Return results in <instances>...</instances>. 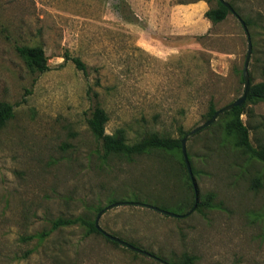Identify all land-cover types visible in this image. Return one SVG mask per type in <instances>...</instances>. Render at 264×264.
Here are the masks:
<instances>
[{
	"label": "rangeland",
	"instance_id": "1",
	"mask_svg": "<svg viewBox=\"0 0 264 264\" xmlns=\"http://www.w3.org/2000/svg\"><path fill=\"white\" fill-rule=\"evenodd\" d=\"M224 1L251 21L249 83H260L264 0ZM212 7L215 0H0V103L14 111L0 129V264H161L82 223L40 244L20 240L58 218L94 222L115 204L101 229L168 264L186 255L192 264H264V164L203 129L186 148L206 158L195 182L199 200L212 193V208L169 217L129 204L187 213L167 160L104 158L86 125L99 106L107 134L122 128L130 143L176 137L205 123L211 100L218 110L241 97L247 37L232 13L211 24L204 13ZM22 45L41 46L49 69L29 71L16 53ZM246 111L252 145H264V102Z\"/></svg>",
	"mask_w": 264,
	"mask_h": 264
},
{
	"label": "trees",
	"instance_id": "2",
	"mask_svg": "<svg viewBox=\"0 0 264 264\" xmlns=\"http://www.w3.org/2000/svg\"><path fill=\"white\" fill-rule=\"evenodd\" d=\"M215 2L216 7H212L204 13V17L211 24L222 22L230 13L229 10L225 8L218 0H215ZM178 4H183V2L179 1ZM229 5L235 11L236 15L239 16L236 8L231 3H229ZM241 19L244 21L247 28L251 26V21L249 19ZM16 53L24 61L28 70L33 73H43L49 69L44 50L39 45L17 46ZM71 61L74 63L78 70H85V66L78 58H71ZM260 74L263 81L254 85L249 83L247 97L244 105L241 107H234L231 110L220 114L211 125L205 128V130H211V132L212 130H216L219 136H222L223 141H231L235 149L241 152L249 160L264 164V145H252L249 137V129L242 121V116L247 113V104H257L260 102H264V60L261 64ZM241 81L243 82L242 75ZM216 110L217 109L211 100L209 102L207 112L204 116L205 122H207L214 115ZM13 115L14 111L12 105L1 102L0 129H2L5 124L13 118ZM107 122L108 114L103 108L99 106H96L92 110L86 120V125L90 134L93 136L96 142L100 144L103 150V157L129 162L134 157L147 154L162 156V158H164L168 162V173L182 182V187L184 188V197L179 205L180 207L189 206V210L187 211V213H189L194 205V191L181 151V140L189 131H184L180 128L178 136L176 137L162 135L159 133H150L134 141L133 143H130L128 142L126 131L122 128L116 129L111 134H107L105 130ZM186 153L191 167V172L195 180L199 174V170L196 168V164L198 162H206V158L204 156L192 155L191 151L187 148ZM211 200L212 193H208L207 195L202 196L201 200H199L198 197L197 206L194 211L202 212L203 208H212V205L210 204ZM101 210L102 208H100L98 211ZM78 223L87 225L88 233L100 235L112 245L116 247L119 246V244L107 239L102 234H100L96 230L94 222H86L80 218H58L52 221L51 227L48 230H43L32 235L23 236L20 238V240L25 243H30L31 241L36 240L37 243L40 244L50 235V233H52L56 229L60 227H70ZM28 253H30V251ZM133 253L138 254L136 252ZM194 260V256L186 255L183 259V262L179 264H192ZM170 264L175 263L171 262Z\"/></svg>",
	"mask_w": 264,
	"mask_h": 264
},
{
	"label": "water",
	"instance_id": "3",
	"mask_svg": "<svg viewBox=\"0 0 264 264\" xmlns=\"http://www.w3.org/2000/svg\"><path fill=\"white\" fill-rule=\"evenodd\" d=\"M225 8H227L229 10L230 13H232L233 15H235L239 21V23L241 24V26L243 27V30L246 34V37H247V43H248V49H247V53H246V58H245V61H244V66H243V70H242V78H243V93H242V96L239 97L238 99H236L235 101H233L232 103L216 110V112L214 113V115L207 121L205 122L204 124H202L201 126H198L197 128L193 129L192 131L188 132L186 134V136L181 140V151H182V155H183V158H184V163H185V166H186V169H187V172L189 174V177H190V181H191V184H192V188H193V191H194V205L192 207V209L190 210L189 213L185 214V215H182V216H179V215H174V214H171L169 212H166V211H163V210H160V209H157V208H154V207H150V206H147V205H142V204H139V203H129L131 205H136V206H141V207H145V208H148V209H152L158 213H161L165 216H169V217H176V218H183L187 215H189L190 213H192L196 206H197V202H198V191H197V187H196V184H195V180L193 178V175H192V172H191V167H190V164H189V161H188V157H187V153H186V142L192 138L195 134H197L198 132L202 131L203 129H205L206 127H208L209 125H211L215 120L216 118L224 113V112H227L229 110H231L232 108L234 107H241L244 105L245 101H246V97H247V91H248V87H249V75H248V64H249V61H250V55H251V40H250V35H249V32H248V29L247 27L245 26V23L244 21L236 15L235 11L232 9V7L229 5V3L225 2L224 0H218ZM118 204H115L113 206H109L107 208H104L102 209L95 221H94V226L96 228V230L102 234L104 237H106L107 239L119 244L120 246H123L133 252H136L138 254H142V255H145L149 258H152L158 262H160L161 264H168L167 262L163 261V260H160L159 258L155 257L154 255L144 251V250H141L137 247H134L124 241H122L121 239L117 238V237H114L108 233H106L104 230L101 229V227L99 226L98 222H99V218L100 216L108 209H111L112 207H115L117 206Z\"/></svg>",
	"mask_w": 264,
	"mask_h": 264
},
{
	"label": "crops",
	"instance_id": "4",
	"mask_svg": "<svg viewBox=\"0 0 264 264\" xmlns=\"http://www.w3.org/2000/svg\"><path fill=\"white\" fill-rule=\"evenodd\" d=\"M197 7H198V8H200V7H202V6H201V4H198V6H197Z\"/></svg>",
	"mask_w": 264,
	"mask_h": 264
}]
</instances>
